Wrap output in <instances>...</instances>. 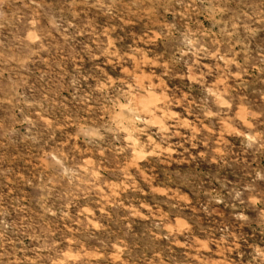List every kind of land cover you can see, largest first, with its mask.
<instances>
[{
    "label": "rangeland",
    "instance_id": "obj_1",
    "mask_svg": "<svg viewBox=\"0 0 264 264\" xmlns=\"http://www.w3.org/2000/svg\"><path fill=\"white\" fill-rule=\"evenodd\" d=\"M0 264H264V0H0Z\"/></svg>",
    "mask_w": 264,
    "mask_h": 264
}]
</instances>
